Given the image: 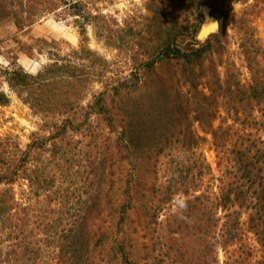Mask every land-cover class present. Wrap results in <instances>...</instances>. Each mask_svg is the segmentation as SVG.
Segmentation results:
<instances>
[{"label":"trees","instance_id":"1","mask_svg":"<svg viewBox=\"0 0 264 264\" xmlns=\"http://www.w3.org/2000/svg\"><path fill=\"white\" fill-rule=\"evenodd\" d=\"M218 2L146 0L120 21L106 0H0V26L54 16L80 36L48 47L37 75L2 72L41 123L25 148L0 137V264H264V140L235 128L244 105L264 106V48L248 27L247 86L222 77L220 34L186 48ZM89 28L118 61L90 48ZM221 108L233 125L215 126Z\"/></svg>","mask_w":264,"mask_h":264},{"label":"rangeland","instance_id":"2","mask_svg":"<svg viewBox=\"0 0 264 264\" xmlns=\"http://www.w3.org/2000/svg\"><path fill=\"white\" fill-rule=\"evenodd\" d=\"M145 3L146 0H106V3L101 7H104L106 14L123 21L127 16L136 12L146 14ZM214 10L223 24L221 29L220 22V30L216 33L220 34L219 38L223 49L224 65L220 68V73L225 78L229 72L235 76V80L247 86L251 82V73L243 54L242 42L247 28L252 27L256 39L264 48V0H219L214 5ZM213 15L217 17L215 14ZM201 19L203 24L204 13L202 10ZM71 23V21H62L51 16L25 32H19L11 22L0 26V94H6L10 100L9 105L0 107V137L8 136L16 141L18 138L21 146L25 148L29 144L32 134L38 131L41 123L40 118L35 116L31 109L18 97L17 93L9 87L2 72L18 64L30 74L37 75L49 63L47 50L51 45L59 46L65 53L69 52L71 48H78L80 36L78 30ZM198 34L195 37V43L187 44L189 47L186 48L195 49L208 42L207 40L205 43H200ZM88 36L92 50L107 60L118 61V53L99 42L92 28H89ZM27 48H33V57L26 54ZM40 48H44L42 53H38ZM118 63L120 68L129 70L124 62ZM99 89L100 86L97 85L95 90ZM89 100L91 99L89 98ZM139 101L133 100L132 103L137 104ZM242 108L244 111L240 115L241 122L245 125L237 124L236 130L245 134H253L255 137L264 140V106L255 107L246 104ZM230 118L225 109L221 108L215 126L219 127L223 122L233 125L234 122ZM254 119L257 120L258 125L254 123ZM200 134L206 138L201 147L202 152L214 174L219 177L218 160L212 138L206 137L203 133ZM242 222L247 225L248 218L246 215ZM247 237L254 249V261L262 260V250L256 238L252 234H247Z\"/></svg>","mask_w":264,"mask_h":264},{"label":"water","instance_id":"3","mask_svg":"<svg viewBox=\"0 0 264 264\" xmlns=\"http://www.w3.org/2000/svg\"><path fill=\"white\" fill-rule=\"evenodd\" d=\"M202 11L204 13V22L198 34V41L200 43H205L211 36L215 35L220 30V21L213 15V11L209 6H203ZM208 18L214 21L213 25L208 23Z\"/></svg>","mask_w":264,"mask_h":264},{"label":"bare ground","instance_id":"4","mask_svg":"<svg viewBox=\"0 0 264 264\" xmlns=\"http://www.w3.org/2000/svg\"><path fill=\"white\" fill-rule=\"evenodd\" d=\"M207 20H208V23H209L210 25H213V24H214V21H213L212 19L208 18Z\"/></svg>","mask_w":264,"mask_h":264}]
</instances>
